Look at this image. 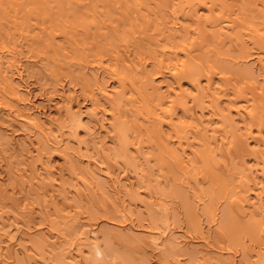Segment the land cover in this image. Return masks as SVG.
Masks as SVG:
<instances>
[{
	"label": "bare ground",
	"instance_id": "bare-ground-1",
	"mask_svg": "<svg viewBox=\"0 0 264 264\" xmlns=\"http://www.w3.org/2000/svg\"><path fill=\"white\" fill-rule=\"evenodd\" d=\"M0 264H264V0H0Z\"/></svg>",
	"mask_w": 264,
	"mask_h": 264
},
{
	"label": "rangeland",
	"instance_id": "rangeland-1",
	"mask_svg": "<svg viewBox=\"0 0 264 264\" xmlns=\"http://www.w3.org/2000/svg\"><path fill=\"white\" fill-rule=\"evenodd\" d=\"M39 90H40V89H38V92H39L38 94L40 95V94H41V91H39ZM63 161H64V159H62V157H60L58 163L61 164Z\"/></svg>",
	"mask_w": 264,
	"mask_h": 264
}]
</instances>
